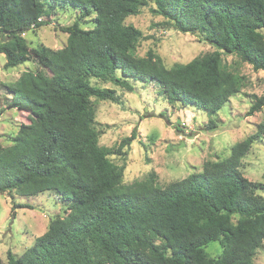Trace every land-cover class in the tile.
Masks as SVG:
<instances>
[{
	"label": "trees",
	"instance_id": "1",
	"mask_svg": "<svg viewBox=\"0 0 264 264\" xmlns=\"http://www.w3.org/2000/svg\"><path fill=\"white\" fill-rule=\"evenodd\" d=\"M154 2L156 14L217 49L172 67L152 50L136 55L143 33L126 19L147 0H0L6 66L28 60L39 65L7 85L9 105L30 109L33 120L19 126L12 144L0 142V193L55 190L69 203L65 217L52 219L22 254L9 251L0 264H254L264 242V184L246 177L240 165L264 137V119L229 156L206 161L200 171L165 186L156 174L122 184L124 168L109 155H127L123 148L137 139L138 128L117 147L99 145L93 99L118 97L90 78L129 91L132 80L154 82L170 102L203 108L206 130H217L214 116L246 81L223 65L222 53L264 70V0ZM68 5L81 13L72 24H57L68 35L66 45L30 47L23 29L51 24L54 11ZM93 13L91 26L84 27L82 20ZM254 97L247 115L264 107V93ZM213 241L222 247L217 258L206 251Z\"/></svg>",
	"mask_w": 264,
	"mask_h": 264
},
{
	"label": "rangeland",
	"instance_id": "2",
	"mask_svg": "<svg viewBox=\"0 0 264 264\" xmlns=\"http://www.w3.org/2000/svg\"><path fill=\"white\" fill-rule=\"evenodd\" d=\"M155 7L154 0H147L138 14L126 19V24L138 27L143 33L136 46V55L143 56L152 50L162 57L166 66L172 67L217 49L199 33L178 30L166 18L156 14L153 11ZM80 13V9L71 5L64 9L58 7L51 16V24L39 28L26 27L22 35L30 47L62 48L68 35L57 24H72L80 18ZM94 16L93 13L87 20H82V25L90 27ZM222 61L226 68L245 75L246 81L241 91L214 116L219 128L213 131L206 130L209 116L203 108L170 102L154 82L132 80L135 88L129 91L111 80L90 78L93 85L115 89L118 97L117 101L93 99L95 126L100 132L99 145L117 147L135 127L138 128L137 139L123 148L127 155H109L113 162L124 168L122 184L146 180L151 174H156L158 183L168 185L202 170L206 161L226 158L235 143L256 130L264 119V107L253 115L246 113L255 100L254 95L259 97L264 93V70H254L235 53L223 52ZM6 62L5 54L0 53V142L10 145L19 126L31 122L33 117L30 109L9 105L12 95L7 85L15 82L26 70L36 71L39 65L28 60L7 67ZM240 169L250 180L264 184V137L256 141L243 157ZM259 193L264 196V190ZM15 204L21 206L14 208ZM68 205V201L55 190L31 196L16 191L0 193V259L7 262L9 251L15 255L22 254L36 237L47 231L52 219L67 215ZM237 218L235 215L234 221ZM206 251L217 258L222 252L220 242H210ZM254 264H264V242L257 250Z\"/></svg>",
	"mask_w": 264,
	"mask_h": 264
}]
</instances>
